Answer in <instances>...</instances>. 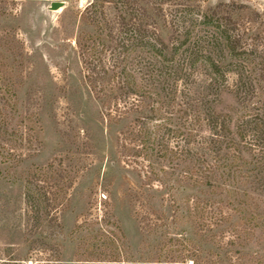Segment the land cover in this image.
Wrapping results in <instances>:
<instances>
[{
    "label": "trees",
    "instance_id": "obj_1",
    "mask_svg": "<svg viewBox=\"0 0 264 264\" xmlns=\"http://www.w3.org/2000/svg\"><path fill=\"white\" fill-rule=\"evenodd\" d=\"M80 23L85 82L103 118L121 127L117 152L131 159L141 179L136 201L152 205L153 192L166 207L149 206L140 219L146 236L159 237L147 264H264V6L102 0ZM88 25L93 31L85 33ZM7 37L15 39L0 38ZM6 46L13 62L19 57L25 64L23 45L18 54ZM26 117L16 92H0V147L8 167L20 164L22 145L32 141ZM62 187L54 199L66 196ZM113 222L92 232L105 248L80 244L71 264H140L119 249L127 236ZM256 238L262 244L251 249ZM59 251L44 264H64ZM27 259L33 258L7 254L0 264Z\"/></svg>",
    "mask_w": 264,
    "mask_h": 264
},
{
    "label": "rangeland",
    "instance_id": "obj_2",
    "mask_svg": "<svg viewBox=\"0 0 264 264\" xmlns=\"http://www.w3.org/2000/svg\"><path fill=\"white\" fill-rule=\"evenodd\" d=\"M59 1L63 6L51 9L52 2ZM101 1L0 0V37L15 35V39L0 38V92L18 94L19 109L29 117L33 134L31 143L22 145L23 156L15 168L7 166V152L0 147L1 258L30 257L34 260L22 264H36V259L44 264L57 248L64 264H71L80 244L105 248L103 239H94L92 232L98 226L111 229L113 221L127 236V245L119 242V249L130 251L133 260L147 264L158 253L159 237L146 236L140 219L150 207L160 212L166 207H160L159 195L153 192L148 193L156 196L152 205L136 201L142 194L141 179L131 159L117 152L121 127L103 118L102 104L84 78L80 19L85 10L98 9ZM237 1L264 6V0ZM93 2L97 6L91 7ZM92 29L86 26L85 33ZM10 43L17 54L23 45L28 54L25 64L19 57L13 62L4 52ZM60 185L67 194L54 199ZM79 224L83 228L73 233ZM183 225L192 237L189 221ZM261 244L256 238L250 248Z\"/></svg>",
    "mask_w": 264,
    "mask_h": 264
},
{
    "label": "water",
    "instance_id": "obj_3",
    "mask_svg": "<svg viewBox=\"0 0 264 264\" xmlns=\"http://www.w3.org/2000/svg\"><path fill=\"white\" fill-rule=\"evenodd\" d=\"M64 2L63 1H59V2H52L51 4V9H57L61 6H63Z\"/></svg>",
    "mask_w": 264,
    "mask_h": 264
}]
</instances>
